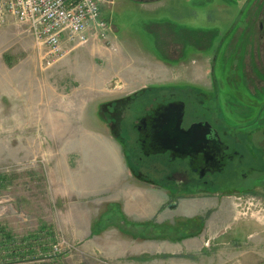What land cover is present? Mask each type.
<instances>
[{"label":"rangeland","instance_id":"1","mask_svg":"<svg viewBox=\"0 0 264 264\" xmlns=\"http://www.w3.org/2000/svg\"><path fill=\"white\" fill-rule=\"evenodd\" d=\"M102 17L109 43L69 46L53 65L29 26H0V229L18 243L0 264H221L234 238L264 237V193L137 180L135 148L101 109L171 84L202 92L213 120L263 124L264 0H111Z\"/></svg>","mask_w":264,"mask_h":264},{"label":"flooded vegetation","instance_id":"2","mask_svg":"<svg viewBox=\"0 0 264 264\" xmlns=\"http://www.w3.org/2000/svg\"><path fill=\"white\" fill-rule=\"evenodd\" d=\"M254 63L261 67L257 59ZM254 81L258 84L261 82L257 78ZM168 85L166 87H172ZM204 98L202 92L195 88H162L148 95L143 94L137 101L126 105L119 103L122 99L115 100L109 105L105 116L110 129L119 131L123 144H131L135 148L137 180L146 178V172L158 187L166 184L168 193L173 195L218 193L246 198L264 193V123H257V118L233 124L223 121L221 117L213 120L209 117L211 111L207 106L200 105ZM172 103L184 104L182 129L188 130L198 123L211 125L207 142L191 156L182 157L169 151L152 154L148 148L152 143L153 127L162 109ZM134 105H138L139 109L133 110L134 117L127 122ZM263 109L264 105L258 116ZM259 176L263 179L258 180Z\"/></svg>","mask_w":264,"mask_h":264},{"label":"built area","instance_id":"3","mask_svg":"<svg viewBox=\"0 0 264 264\" xmlns=\"http://www.w3.org/2000/svg\"><path fill=\"white\" fill-rule=\"evenodd\" d=\"M111 0H4L0 1V26L11 17L29 26L45 49L47 65L67 54L69 46L109 43V23L103 9Z\"/></svg>","mask_w":264,"mask_h":264},{"label":"water","instance_id":"4","mask_svg":"<svg viewBox=\"0 0 264 264\" xmlns=\"http://www.w3.org/2000/svg\"><path fill=\"white\" fill-rule=\"evenodd\" d=\"M184 104L172 103L162 109L153 127L150 153L172 152L179 156H191L199 152L211 132L209 123L193 124L188 130L182 129ZM144 148V147H143ZM177 203L170 205L175 207Z\"/></svg>","mask_w":264,"mask_h":264},{"label":"trees","instance_id":"5","mask_svg":"<svg viewBox=\"0 0 264 264\" xmlns=\"http://www.w3.org/2000/svg\"><path fill=\"white\" fill-rule=\"evenodd\" d=\"M162 88L163 89H168V88H171V87L150 86V87H147V88L141 90L140 92H138V93H136V94H134L132 96H128V100L127 99H122L121 100L122 102H119V103H123L124 105L129 104L130 102L137 101L138 97L142 96L143 94H147L148 95L152 91H155L157 89H162ZM110 104L111 103L102 105L101 116H102V119L105 120V121H107V117L105 116V113L107 112L108 107H109ZM113 132L116 134V136L118 138L117 140L120 141L119 131L118 130L117 131L113 130ZM121 143L123 144V141ZM125 146H127V145H125ZM129 152H130V155H129ZM127 153H128V155H127ZM126 159L130 163V169L134 173V176L138 177L137 176L138 169L136 168V164H135V161H134V159H135L134 149L126 150ZM5 182H6L5 178L4 177H0V190L4 187ZM120 216L123 219L125 218L123 213H120ZM17 244L18 243L16 241H14V239L12 237H10V235H8L7 233H4V231L2 229H0V257L5 255V254H10V255L13 256L16 253L15 246Z\"/></svg>","mask_w":264,"mask_h":264},{"label":"crops","instance_id":"6","mask_svg":"<svg viewBox=\"0 0 264 264\" xmlns=\"http://www.w3.org/2000/svg\"><path fill=\"white\" fill-rule=\"evenodd\" d=\"M159 62V61H158ZM168 64L166 62H159ZM159 83H151L150 86H156ZM241 225V224H240ZM243 228H251L252 225L249 220L242 222ZM252 234L244 239L238 237L234 238L232 242L237 248L232 249L231 255L225 256L224 251L218 253L221 258V264H224V259L229 257L232 264H261L264 263V251L259 252L255 249V243H262L264 247V237H258L256 240L252 239Z\"/></svg>","mask_w":264,"mask_h":264}]
</instances>
